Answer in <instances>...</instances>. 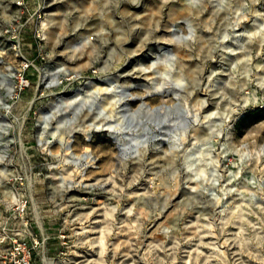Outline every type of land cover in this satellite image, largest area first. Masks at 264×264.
<instances>
[{"label": "rangeland", "instance_id": "rangeland-1", "mask_svg": "<svg viewBox=\"0 0 264 264\" xmlns=\"http://www.w3.org/2000/svg\"><path fill=\"white\" fill-rule=\"evenodd\" d=\"M89 80L129 96L127 150L41 139ZM0 95V247L23 194L32 264H264V0H0Z\"/></svg>", "mask_w": 264, "mask_h": 264}, {"label": "bare ground", "instance_id": "bare-ground-1", "mask_svg": "<svg viewBox=\"0 0 264 264\" xmlns=\"http://www.w3.org/2000/svg\"><path fill=\"white\" fill-rule=\"evenodd\" d=\"M175 68H176L175 62L170 61L169 72H171V70H174ZM143 70H146V68L143 67ZM169 76H171L170 73ZM88 83L93 87H96V89H94L91 92L93 97L90 103L87 105V103L83 101V95L81 91H78L73 98H67V97L63 98V102H64L63 106L58 107L56 109H52L49 119L41 120L42 128L44 130L49 129V132L47 134L41 135V139L45 138L46 142L57 140L59 144L65 146L66 148H69L72 142L74 141L75 132L83 133L85 138L90 140L94 130H108L109 134L112 137L116 138L119 141V143L123 145V148L127 150L123 135L136 131L138 127L137 124L134 123L135 114L134 112L131 111L130 112L127 111V115H126L127 121L125 122V124L123 125L122 123H120V119H121L120 113L122 111L121 105L124 101H126V104H128L126 98H129V96L124 95V96L115 97L113 95H115L116 92L113 91V89H111L109 86H102V87L100 85L96 86V82L94 80H89ZM167 87L169 88V85ZM12 88H13L12 85H10L9 89L12 90ZM173 91L176 97H179L181 95V92L179 90L173 89ZM76 100H80V101L78 102L77 106L74 109L73 116L69 117L68 114L65 113V111L68 110L70 104H72ZM0 103L6 108L10 107V103L7 102V99L2 95H0ZM105 104H110L111 109L108 110L105 107ZM84 112L92 113V117L89 118L90 121H88L86 124H83L82 122L77 123L79 115H81ZM57 114H59L58 124L53 126L51 120L56 118L58 116ZM162 114L164 113H162L160 110H156L151 115L157 119H161ZM194 117L195 119H198V114L196 112L194 113ZM183 121H185L186 123L188 121V117H184ZM171 122L172 121H169L168 123L163 125V127L171 126ZM65 126L68 127V136H66L63 133L65 129L63 127ZM188 128L189 126H186L183 129V132L177 136V140H180L187 135ZM57 134L59 135L57 136ZM147 143H148V139L146 138L144 140L143 145L146 147ZM89 149H90L89 146H87L86 150L88 151ZM77 158L79 159L80 156H77ZM13 198L17 200V197H13Z\"/></svg>", "mask_w": 264, "mask_h": 264}, {"label": "built area", "instance_id": "built-area-1", "mask_svg": "<svg viewBox=\"0 0 264 264\" xmlns=\"http://www.w3.org/2000/svg\"><path fill=\"white\" fill-rule=\"evenodd\" d=\"M24 4L25 0H19ZM23 176L18 175L16 180L23 182ZM18 199L12 207V213L19 220V226L16 229H7L2 241L5 243L0 247V259L3 264H32L33 248L38 243L36 238L30 237L32 233L29 229L30 217L28 216V199L23 194H17ZM6 225V223H5ZM33 241V243H32Z\"/></svg>", "mask_w": 264, "mask_h": 264}]
</instances>
